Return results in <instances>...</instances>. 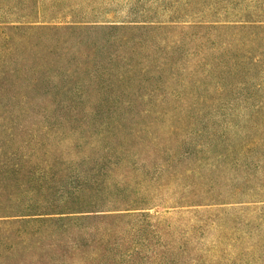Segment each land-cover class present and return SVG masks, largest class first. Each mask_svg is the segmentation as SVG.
Here are the masks:
<instances>
[{
  "label": "trees",
  "instance_id": "1",
  "mask_svg": "<svg viewBox=\"0 0 264 264\" xmlns=\"http://www.w3.org/2000/svg\"><path fill=\"white\" fill-rule=\"evenodd\" d=\"M159 1L146 8L141 0H133L129 8L136 13L146 9L189 13L180 15L178 12L167 17L136 14L124 18L115 16L116 11L110 9L113 4L88 1L86 7L76 9L78 15L71 16L70 20L68 17L52 19L60 20L57 27L62 30L89 35L88 38L102 32L108 33L110 38L115 33L137 35L123 48L139 51L137 54L154 52L158 58L142 63L139 68L135 61L117 67L130 70L137 67L140 73L147 71L152 78L146 80L150 81L148 85H161L157 92H162L163 85L183 88L195 81L197 87L205 88L204 77H218L220 73L235 76L238 66L254 69L259 80L256 88L259 91L264 88V14L260 18L227 17L222 12L227 8L218 7L220 0L208 3L196 0L193 4L198 11L191 7V0L183 4L182 0ZM256 8L264 13V0H260ZM207 11L221 16L206 17L203 12ZM243 30L254 31L250 37L254 45L258 41L259 56L250 59L240 56V60L232 55L228 63L222 56L232 54V50L220 47V37L223 33L237 36ZM168 32H174L175 38L168 39ZM108 37L105 47L111 43ZM143 44L150 47L144 46L143 50L139 47ZM204 47L211 51L212 58L188 64L186 59L191 55L206 56L202 53ZM219 51L222 56L217 58ZM76 60L74 68L80 71L84 64ZM176 72L180 79L173 74ZM191 74L203 78L193 81ZM114 98L113 105L131 104L117 95ZM128 113V116L137 115ZM149 115L152 114L146 111L143 120ZM230 115L222 124L211 115L203 116L204 119L194 116L193 125L184 132L170 131L171 135H176L174 145L156 144L146 147L143 154L139 153L141 144L136 147L135 142L128 145L119 139L142 140L146 136L152 139L155 137L152 131L110 127L87 130L80 134L83 143H69L55 149L51 145L33 144L16 147L11 135L1 130L0 264H60L65 257L70 255L72 259L79 253L85 256L80 264H264V180H260L261 175L264 177V113L246 115L245 120L251 125L246 133L240 131L234 123V115ZM232 126H237L236 133L233 128L230 130ZM90 137L100 138V141L88 143L86 139ZM54 153L78 159L73 161L71 175L57 172L53 164H48L47 157ZM128 165L141 170L142 180L135 176L129 179L112 175ZM224 172L229 173L224 175ZM230 174L243 177L250 187L236 184V190L229 193L231 186L226 184L230 183L226 176ZM215 175V179L210 178ZM221 181L225 183L222 191ZM224 194H228V198L246 195L250 201L218 199ZM233 204L243 208L223 207ZM160 207L172 213H156L154 210ZM219 209L223 212L253 209L259 216L256 215V221L245 230L238 228L239 225H228L230 235L221 238L215 236L216 227L224 225L222 217L214 216ZM59 223L79 232L75 238L66 236V240L73 241L69 248H64L63 241L58 242L62 237L54 227ZM209 237L212 240L207 244Z\"/></svg>",
  "mask_w": 264,
  "mask_h": 264
},
{
  "label": "rangeland",
  "instance_id": "2",
  "mask_svg": "<svg viewBox=\"0 0 264 264\" xmlns=\"http://www.w3.org/2000/svg\"><path fill=\"white\" fill-rule=\"evenodd\" d=\"M88 1L113 4L110 9L116 11L115 16L124 18L136 14L148 15V17H167L178 14V12L180 15L189 13L185 10L175 13L171 10L156 9L150 11L146 9L145 12L136 13L129 8V4L133 0H0V131L5 130L9 133L12 144L16 147L33 144L51 145L57 149L69 143H83L84 138L80 136L82 131H93L98 130V128L109 129L108 127H110L155 133V137L152 139L147 136H144L145 138L142 140L135 137L119 139L128 145L135 142L136 147L141 144L139 153L143 154L146 153L144 150L146 147L156 144L174 145L176 135H171L170 131L184 132L193 125L194 116L200 115L199 117L204 119L203 116L211 115L222 124L223 121L227 122L228 118L232 116L230 114H233L234 123L238 125L240 131L246 133L251 126L245 120L246 115L257 112L264 113V88L261 91L256 88L259 80L257 75H254V69L247 68L246 70L242 66H238L236 69L239 70L235 76H223L221 73L218 77L209 78L206 76L204 81H206L205 86L207 87L205 88L197 87L195 81V79H202L203 77L191 74L190 78H193L195 82L187 83L183 88H176L170 84L168 87L163 85L162 92H157L159 83L148 85L150 81L146 80L152 79L150 74L144 70L141 73L137 70V67L142 66V63H148L150 60L158 58L157 53L141 51V54H137L138 50L136 52L134 50L129 51V47L123 48V45L131 42L137 35L115 33L110 38L108 33L102 32L88 38L89 35H78L57 27V22L60 20L52 18L68 17L70 20L71 16L78 15L76 9H79V6L86 7ZM141 1L144 3L142 6L146 8L151 7L150 4L153 2H160L159 0ZM163 1L170 2L171 0ZM185 1L187 2V0H182L180 3L183 4ZM191 1V7L198 11L197 5L193 4L196 0ZM205 1L208 3L215 0ZM220 1L218 7L227 8L226 11L221 10L227 17L249 15L252 18H260L259 16L264 14L256 8L260 0ZM247 9L250 11H245ZM211 12L207 11L203 14L206 17L221 16L217 12ZM239 12L241 13L238 14ZM167 34L168 39L175 38L174 32ZM223 34L220 37L219 45L222 49H227V47L231 49L232 54L226 53L225 56H222V51H219L220 54L216 53L215 55L217 58L222 56L224 60L230 63L232 55L240 60L243 57L246 59V56L247 58L259 56L258 41L254 45V39L250 37L253 36L254 31L243 30L237 36L235 33H233L234 35L231 33ZM107 37L110 38L111 43L105 47L106 42H109ZM229 40H233L230 45L222 46L224 42ZM111 45L113 47L109 49ZM149 45L143 44L139 47L144 50V46L147 48L150 47ZM205 48L207 47L202 49L205 50L202 52L206 53L205 57L200 56L199 58V56L191 55L186 59L187 63L190 65L198 64L201 58L210 60L213 54ZM75 59H77L76 63L82 62L84 64L80 71L74 68ZM130 61L133 64L136 62L137 67L135 69L117 67L120 64L127 65ZM246 64L249 65L248 62ZM97 66L100 68L98 69ZM202 72L200 70V73ZM173 74L177 79H180L177 72ZM168 77L170 78V74ZM251 77H254L255 80L253 81ZM91 78L92 81H90ZM112 85L115 86L112 87ZM181 85L183 84L181 83ZM195 86L196 88H194ZM114 95H117V98H122L125 103L131 104L127 106L126 104L117 105L115 103L113 105ZM157 95H159L158 98ZM129 111L137 115L128 116ZM146 111L152 115L143 120ZM171 112L176 114L164 116ZM119 113L122 114L119 115ZM237 115L244 117L242 119L236 118ZM117 116H120L119 119ZM217 128L221 129V126ZM232 128L233 133H236L237 126H232L230 130ZM86 140L88 143H97L100 138L90 137ZM145 156L143 155V157ZM40 157L44 159L43 155ZM74 158L76 157L60 156L54 153L48 156L46 160H48V164L55 166L54 170L57 172L61 171V173L71 175L73 161L77 162L78 160ZM130 167L128 165L127 168H123V171H114L112 175L119 174L117 177L124 176L125 178L129 177V179L135 176L138 180H142L141 170ZM228 173L224 172V175ZM230 175L226 176L230 182L226 184L231 186L229 193L236 190V184L250 187L249 183L246 185L243 177L236 174ZM215 177L216 175L210 176L212 179ZM260 180H264L262 175ZM221 183L220 190L222 191L225 183L223 181ZM226 195L228 194H224L218 199L234 202L250 201L246 195L237 194L230 198ZM236 204L224 205L223 207H228L225 209H238L241 205ZM154 211L161 215L172 213V210L166 207H160ZM256 215L258 214L253 209L224 212L219 209L214 213V216L222 217L224 225L216 227L215 236L227 238L231 233L228 225H239L238 228L247 229L251 223L256 221ZM63 228L67 230H62ZM54 229L59 233V237H62L58 239V242L63 241L65 249L73 243L70 239L66 240V236L75 238L76 234L79 233L75 228L69 229L60 223L55 225ZM211 240L212 237H209L206 239V243L209 244ZM69 257L70 255L68 258L65 257L60 264H80L81 259L85 258L84 253H79L78 257L76 255L72 259Z\"/></svg>",
  "mask_w": 264,
  "mask_h": 264
}]
</instances>
